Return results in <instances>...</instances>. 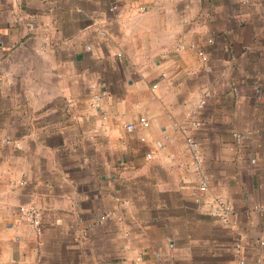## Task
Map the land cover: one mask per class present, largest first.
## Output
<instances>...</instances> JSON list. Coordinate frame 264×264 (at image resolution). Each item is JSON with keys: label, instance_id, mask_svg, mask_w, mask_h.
Returning a JSON list of instances; mask_svg holds the SVG:
<instances>
[{"label": "crops", "instance_id": "obj_1", "mask_svg": "<svg viewBox=\"0 0 264 264\" xmlns=\"http://www.w3.org/2000/svg\"><path fill=\"white\" fill-rule=\"evenodd\" d=\"M262 241L264 0H0V264H264Z\"/></svg>", "mask_w": 264, "mask_h": 264}, {"label": "built area", "instance_id": "obj_2", "mask_svg": "<svg viewBox=\"0 0 264 264\" xmlns=\"http://www.w3.org/2000/svg\"><path fill=\"white\" fill-rule=\"evenodd\" d=\"M117 9L116 5H113L110 10L114 11ZM141 10H145L144 7L140 8ZM102 35L106 37V32H102ZM95 99H99L98 96H95ZM143 126H148V123L143 120L142 121ZM127 130L128 131H133L134 130V126L133 125H128L127 126ZM186 144L187 147L191 153L192 156V168L195 172L200 173L201 169H202V156L200 153V144L194 140L191 137H187L186 138ZM208 186H209V180L207 178H202L201 181V185L199 187V190L204 193L208 190ZM19 215L21 216V218L28 222L31 226H33L36 230H39L41 227V212L40 210L35 207V206H21L19 209ZM209 214L211 216L217 217L218 219H220L221 222H227L228 218L231 214V207L229 205V203H227L226 201H224L222 198H215L214 200V207L212 206V208L209 210ZM261 245L264 246V242H261Z\"/></svg>", "mask_w": 264, "mask_h": 264}]
</instances>
